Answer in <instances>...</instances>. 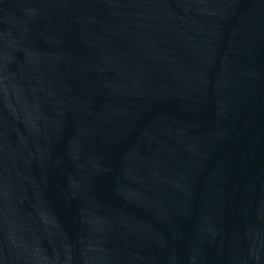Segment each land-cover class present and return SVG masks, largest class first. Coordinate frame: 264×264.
Returning a JSON list of instances; mask_svg holds the SVG:
<instances>
[{
	"label": "water",
	"instance_id": "95a60500",
	"mask_svg": "<svg viewBox=\"0 0 264 264\" xmlns=\"http://www.w3.org/2000/svg\"><path fill=\"white\" fill-rule=\"evenodd\" d=\"M0 264H264V0H0Z\"/></svg>",
	"mask_w": 264,
	"mask_h": 264
}]
</instances>
